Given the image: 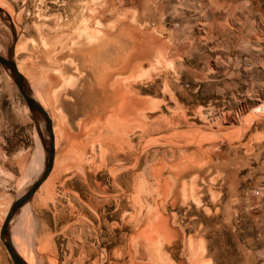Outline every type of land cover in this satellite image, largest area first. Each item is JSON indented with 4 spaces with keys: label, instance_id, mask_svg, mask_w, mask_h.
<instances>
[{
    "label": "rangeland",
    "instance_id": "rangeland-1",
    "mask_svg": "<svg viewBox=\"0 0 264 264\" xmlns=\"http://www.w3.org/2000/svg\"><path fill=\"white\" fill-rule=\"evenodd\" d=\"M12 42L55 151L27 264H264V0H0ZM42 140L0 65V155Z\"/></svg>",
    "mask_w": 264,
    "mask_h": 264
},
{
    "label": "crops",
    "instance_id": "crops-1",
    "mask_svg": "<svg viewBox=\"0 0 264 264\" xmlns=\"http://www.w3.org/2000/svg\"><path fill=\"white\" fill-rule=\"evenodd\" d=\"M2 149L3 153L5 154L0 155V228L10 205L32 184L33 181H35V179L40 174L45 158V153L40 143L39 145L34 144L31 147H25V149L21 148L12 150V154L9 155L6 154L8 153V150H5L3 146ZM25 152H28L29 154H24ZM54 160L55 151L53 162ZM50 171L48 175L43 179V181L33 191L31 196L20 206L18 211L8 222L7 230L10 239L12 235L11 233L18 231L16 225L19 224V217H21L23 214H25L26 216L28 214L31 215L36 207L39 206V201L43 199L44 195H46V192L49 189L51 185L50 183L52 181ZM52 207L53 208H49L51 216L50 223L55 225V207L54 205ZM52 209L53 212H51ZM61 220L62 215L61 213H59L58 221L60 226L62 225ZM44 222L46 224V221ZM47 229L48 228H46V230ZM12 241L13 239H11V243ZM9 260L10 259L6 253V250L0 240V264H12Z\"/></svg>",
    "mask_w": 264,
    "mask_h": 264
},
{
    "label": "water",
    "instance_id": "water-1",
    "mask_svg": "<svg viewBox=\"0 0 264 264\" xmlns=\"http://www.w3.org/2000/svg\"><path fill=\"white\" fill-rule=\"evenodd\" d=\"M13 43L14 42L9 44L4 55L0 54V65L11 78L27 110L29 111L34 124L36 125L37 120H41L46 133V140L41 141L45 158L40 174L35 179V181H33L32 184L10 205L0 228V240L12 264H27L14 250L7 230V225L13 215L18 211L20 206L31 196L33 191L49 173L53 162L54 143L49 115L47 111L39 104V102H37L32 97L23 76L17 70L15 62L12 59Z\"/></svg>",
    "mask_w": 264,
    "mask_h": 264
},
{
    "label": "bare ground",
    "instance_id": "bare-ground-1",
    "mask_svg": "<svg viewBox=\"0 0 264 264\" xmlns=\"http://www.w3.org/2000/svg\"><path fill=\"white\" fill-rule=\"evenodd\" d=\"M16 66V65H15ZM17 69H18V71L20 72L21 70L18 68V66H17ZM22 75V74H21ZM32 95V97L35 99V97H34V94L32 93L31 94ZM36 100V99H35ZM38 101V100H37ZM44 129V127H43V123H42V121H39V122H37V124H36V130H38V132H40L41 134H43V130ZM51 129H52V127H51ZM53 143H54V139H53ZM53 163V162H52ZM52 168V167H51ZM51 170V169H50ZM48 175V174H47ZM13 242H14V240H13ZM12 242V244H13V248H15L14 250L16 251V253L18 254V252H17V249H16V247H15V245H14V243ZM19 255V254H18ZM20 256V255H19ZM21 257V256H20ZM22 258V257H21ZM25 261V260H24Z\"/></svg>",
    "mask_w": 264,
    "mask_h": 264
}]
</instances>
